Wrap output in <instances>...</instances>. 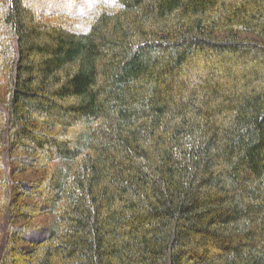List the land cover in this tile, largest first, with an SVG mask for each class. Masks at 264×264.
Returning <instances> with one entry per match:
<instances>
[{
    "label": "trees",
    "instance_id": "1",
    "mask_svg": "<svg viewBox=\"0 0 264 264\" xmlns=\"http://www.w3.org/2000/svg\"><path fill=\"white\" fill-rule=\"evenodd\" d=\"M35 2L0 0V264H264V0Z\"/></svg>",
    "mask_w": 264,
    "mask_h": 264
},
{
    "label": "rangeland",
    "instance_id": "2",
    "mask_svg": "<svg viewBox=\"0 0 264 264\" xmlns=\"http://www.w3.org/2000/svg\"><path fill=\"white\" fill-rule=\"evenodd\" d=\"M28 1H31L30 5L32 7L34 6V7H37V9H39L35 0H28ZM88 3L90 5V7H86L83 14L90 13V12L94 11L96 8H105V9L110 10V9H114V8L118 7L117 0H89ZM191 78H192V76H191ZM193 78H194V76H193ZM0 81H2V80H0ZM3 89L4 88L2 86V90ZM1 93H2V91H1ZM4 94L3 93L1 94V98H3ZM48 173H49V171L45 174H48ZM45 174L44 173H37L33 170H29V171L25 172L24 174H22L21 176H19L18 179L21 181H30V182H35V181H40V180L42 181L45 178ZM1 198H2V196L0 195V201H1ZM1 221H2V219H1V215H0V222Z\"/></svg>",
    "mask_w": 264,
    "mask_h": 264
}]
</instances>
